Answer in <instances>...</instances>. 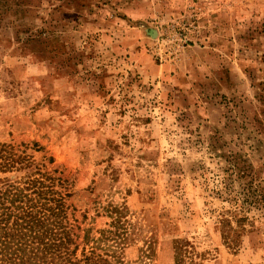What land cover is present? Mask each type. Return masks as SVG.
<instances>
[{"label": "rangeland", "instance_id": "rangeland-1", "mask_svg": "<svg viewBox=\"0 0 264 264\" xmlns=\"http://www.w3.org/2000/svg\"><path fill=\"white\" fill-rule=\"evenodd\" d=\"M1 144L66 182L80 248L121 207L125 264H174L176 239L264 264V217L228 249L210 191L229 151L264 185V0H0Z\"/></svg>", "mask_w": 264, "mask_h": 264}, {"label": "trees", "instance_id": "trees-1", "mask_svg": "<svg viewBox=\"0 0 264 264\" xmlns=\"http://www.w3.org/2000/svg\"><path fill=\"white\" fill-rule=\"evenodd\" d=\"M210 141L207 148L218 150V141ZM219 158L223 165L210 191L226 206L217 220L221 239L228 249H237L253 215L264 217V185L244 155L229 151ZM20 170L19 179L0 178V264H125L118 252L128 239L125 208L110 207V229L98 237L85 231L80 248V228L68 215L72 207L66 202L73 194L66 182L1 144L0 172ZM173 252L174 264H200L187 240H174Z\"/></svg>", "mask_w": 264, "mask_h": 264}]
</instances>
